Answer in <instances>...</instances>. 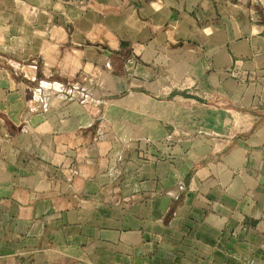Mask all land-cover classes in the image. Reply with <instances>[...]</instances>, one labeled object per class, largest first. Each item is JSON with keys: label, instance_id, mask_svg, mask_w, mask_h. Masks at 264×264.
Segmentation results:
<instances>
[{"label": "crops", "instance_id": "0c3cea01", "mask_svg": "<svg viewBox=\"0 0 264 264\" xmlns=\"http://www.w3.org/2000/svg\"><path fill=\"white\" fill-rule=\"evenodd\" d=\"M0 264H264V0H0Z\"/></svg>", "mask_w": 264, "mask_h": 264}, {"label": "rangeland", "instance_id": "374dc122", "mask_svg": "<svg viewBox=\"0 0 264 264\" xmlns=\"http://www.w3.org/2000/svg\"><path fill=\"white\" fill-rule=\"evenodd\" d=\"M104 49H106V47ZM259 105H261V104H259V103L258 104H254V101L252 100V101H250V102L247 103L246 107L248 109H253V108H255V106H257V110H261V109H259Z\"/></svg>", "mask_w": 264, "mask_h": 264}]
</instances>
